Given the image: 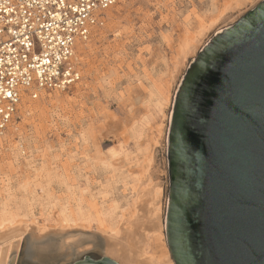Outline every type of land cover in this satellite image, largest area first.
Returning a JSON list of instances; mask_svg holds the SVG:
<instances>
[{
  "label": "rangeland",
  "instance_id": "374dc122",
  "mask_svg": "<svg viewBox=\"0 0 264 264\" xmlns=\"http://www.w3.org/2000/svg\"><path fill=\"white\" fill-rule=\"evenodd\" d=\"M260 1L231 23L218 25L206 43ZM219 6L220 0H119L106 11L103 26L76 51L79 83L22 100L1 136L0 217L8 213L5 219L11 214L52 228L63 215L77 220L78 210L93 218V204L99 211L115 205L119 215L130 206L131 183L146 154L147 128L162 122L159 145L151 152L153 179L162 187L163 220L168 125L175 91L189 65L176 76L165 105L173 38L198 19L210 18ZM53 232L39 239L26 234L13 264H73L106 257L104 241L94 231Z\"/></svg>",
  "mask_w": 264,
  "mask_h": 264
},
{
  "label": "water",
  "instance_id": "95a60500",
  "mask_svg": "<svg viewBox=\"0 0 264 264\" xmlns=\"http://www.w3.org/2000/svg\"><path fill=\"white\" fill-rule=\"evenodd\" d=\"M166 161L173 264H264V0L189 63L173 97Z\"/></svg>",
  "mask_w": 264,
  "mask_h": 264
},
{
  "label": "bare ground",
  "instance_id": "6f19581e",
  "mask_svg": "<svg viewBox=\"0 0 264 264\" xmlns=\"http://www.w3.org/2000/svg\"><path fill=\"white\" fill-rule=\"evenodd\" d=\"M257 1L259 0H220V6L210 18L198 19L193 28L178 32V35L173 38V43L175 44L174 53L171 58L170 75L165 88L166 98L163 97L162 100L165 102V105L168 99L167 92L172 88L173 83H175L176 76L186 66V62L189 64V58H193L197 50L206 43L209 33L220 24L224 25L226 22L229 23V21L231 23L243 11L255 5ZM219 32H221L220 29L217 33ZM81 45L82 43L77 44L76 51L78 47L80 50ZM25 98H27L26 95L22 100ZM29 107L24 105V103L22 104L24 111L29 110ZM164 117L165 115L162 114L163 119ZM162 126L161 122L155 128H147L149 134L145 147L146 154L141 164L137 167L138 173L136 174L135 182L131 183L135 185L132 197H130V206L127 210H123L122 213L116 215L115 205L99 211L100 209L98 210L96 205L93 204V218L82 217L81 211L78 210L77 220H72L68 216L63 215L61 218L55 220V225L52 228L46 226L44 223L28 219L23 220L11 214L5 219L8 216L7 213L6 217H0V264L14 263L15 256L26 234L31 239H39L49 231L61 232L62 234L63 231L68 229L94 231L100 235L106 247V258L113 260L117 264H173L165 245L166 242H164L163 213L160 208L162 187L158 181H155L156 177L154 178L155 180L153 179L155 171L153 170L154 159L151 150L154 146L159 145V139L163 131Z\"/></svg>",
  "mask_w": 264,
  "mask_h": 264
},
{
  "label": "built area",
  "instance_id": "2783aa9c",
  "mask_svg": "<svg viewBox=\"0 0 264 264\" xmlns=\"http://www.w3.org/2000/svg\"><path fill=\"white\" fill-rule=\"evenodd\" d=\"M119 0H0V138L22 98L77 85V44Z\"/></svg>",
  "mask_w": 264,
  "mask_h": 264
},
{
  "label": "flooded vegetation",
  "instance_id": "af4514ba",
  "mask_svg": "<svg viewBox=\"0 0 264 264\" xmlns=\"http://www.w3.org/2000/svg\"><path fill=\"white\" fill-rule=\"evenodd\" d=\"M162 222H163V225H164V218H163V221ZM163 230H164V228H163ZM163 233H164V231H163Z\"/></svg>",
  "mask_w": 264,
  "mask_h": 264
}]
</instances>
